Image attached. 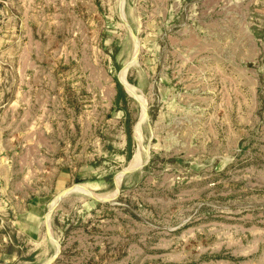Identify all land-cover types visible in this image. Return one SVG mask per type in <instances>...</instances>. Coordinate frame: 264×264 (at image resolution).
Segmentation results:
<instances>
[{"label":"rangeland","instance_id":"374dc122","mask_svg":"<svg viewBox=\"0 0 264 264\" xmlns=\"http://www.w3.org/2000/svg\"><path fill=\"white\" fill-rule=\"evenodd\" d=\"M0 264H264V0H0Z\"/></svg>","mask_w":264,"mask_h":264},{"label":"water","instance_id":"95a60500","mask_svg":"<svg viewBox=\"0 0 264 264\" xmlns=\"http://www.w3.org/2000/svg\"><path fill=\"white\" fill-rule=\"evenodd\" d=\"M138 54H139V51H138ZM136 59H137V57L135 58V60H134L133 62H131V63L129 64L128 69H130V67L134 64V62L136 61ZM120 73H121V72H120ZM119 78H120V77H119ZM120 80H121V79H120ZM121 82H122V81H121ZM147 110H148V109H147V107H146V116L148 117V111H147ZM127 173H128V172H127ZM127 173H126V174H127ZM119 190H120V186L117 187V191H119ZM69 193H70V191H69L68 189L62 191V192L60 193L61 198H63L64 196H66V195L69 194ZM60 200H62V199H60ZM60 251H61V249H60V246H59V247H58V253L56 254V256L54 257L53 260H55V259L58 257Z\"/></svg>","mask_w":264,"mask_h":264},{"label":"crops","instance_id":"0c3cea01","mask_svg":"<svg viewBox=\"0 0 264 264\" xmlns=\"http://www.w3.org/2000/svg\"><path fill=\"white\" fill-rule=\"evenodd\" d=\"M63 189V188H62ZM62 189H60L59 191H60V193L62 192V191H64V190H62ZM70 190V189H69ZM28 212H30L29 214H28V219H27V221H28V223H35V220H36V218L38 217V216H36V213H34V212H32V211H28ZM31 214H33V216L31 215ZM35 218V219H34ZM34 220V221H33Z\"/></svg>","mask_w":264,"mask_h":264},{"label":"bare ground","instance_id":"6f19581e","mask_svg":"<svg viewBox=\"0 0 264 264\" xmlns=\"http://www.w3.org/2000/svg\"><path fill=\"white\" fill-rule=\"evenodd\" d=\"M130 87V86H129ZM77 191H82L84 193H88V190L87 188H81V189H78ZM90 193V192H89Z\"/></svg>","mask_w":264,"mask_h":264}]
</instances>
